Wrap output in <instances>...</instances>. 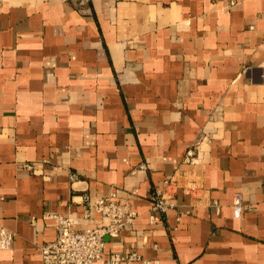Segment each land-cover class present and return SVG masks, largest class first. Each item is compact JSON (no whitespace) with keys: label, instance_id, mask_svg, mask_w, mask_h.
Masks as SVG:
<instances>
[{"label":"crops","instance_id":"obj_1","mask_svg":"<svg viewBox=\"0 0 264 264\" xmlns=\"http://www.w3.org/2000/svg\"><path fill=\"white\" fill-rule=\"evenodd\" d=\"M111 193L138 216L96 264H264V0H0V264H44L47 213L105 225L82 197Z\"/></svg>","mask_w":264,"mask_h":264},{"label":"built area","instance_id":"obj_2","mask_svg":"<svg viewBox=\"0 0 264 264\" xmlns=\"http://www.w3.org/2000/svg\"><path fill=\"white\" fill-rule=\"evenodd\" d=\"M78 8L87 6L88 0H73ZM195 148L186 152V160L194 157ZM24 169L33 170L29 164L23 165ZM140 170H146V165L139 166ZM71 180H76L71 175ZM175 182L167 181L162 189H155L153 200L149 209V222L156 224L155 215L163 216L165 213L176 208ZM85 207L84 216L89 217L92 211L107 221L103 226L97 228H79V221L65 215L47 213L45 219L53 222L57 231L54 241L40 248L44 264H96L101 260L107 237L118 236L126 227L132 225L137 218L128 201L120 202L114 193L107 197L93 198L89 195L82 197ZM233 216L239 218L244 210L240 195H236L232 203ZM33 220V219H31ZM14 235L11 231L0 225V250L11 248ZM140 260L135 253L130 255L114 254L106 260L107 264H127ZM151 264L150 261H144Z\"/></svg>","mask_w":264,"mask_h":264}]
</instances>
